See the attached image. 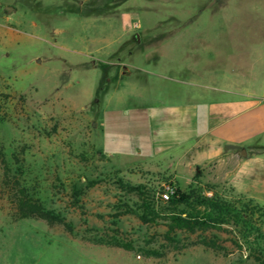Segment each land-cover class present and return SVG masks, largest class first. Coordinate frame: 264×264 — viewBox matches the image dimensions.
Masks as SVG:
<instances>
[{
  "label": "rangeland",
  "instance_id": "obj_1",
  "mask_svg": "<svg viewBox=\"0 0 264 264\" xmlns=\"http://www.w3.org/2000/svg\"><path fill=\"white\" fill-rule=\"evenodd\" d=\"M263 49L264 0H0V264H238L264 253V201L262 216L225 177H175L135 153L149 105L211 98L213 85L264 104ZM165 184L230 211L167 233ZM20 200L68 227L19 218Z\"/></svg>",
  "mask_w": 264,
  "mask_h": 264
},
{
  "label": "crops",
  "instance_id": "obj_2",
  "mask_svg": "<svg viewBox=\"0 0 264 264\" xmlns=\"http://www.w3.org/2000/svg\"><path fill=\"white\" fill-rule=\"evenodd\" d=\"M215 58L211 53L208 59ZM259 59L264 60V52ZM208 89L215 93L211 98L190 96L147 106V145L135 153L175 177L191 170L225 177L236 193L256 205L264 201V104L238 87Z\"/></svg>",
  "mask_w": 264,
  "mask_h": 264
},
{
  "label": "trees",
  "instance_id": "obj_3",
  "mask_svg": "<svg viewBox=\"0 0 264 264\" xmlns=\"http://www.w3.org/2000/svg\"><path fill=\"white\" fill-rule=\"evenodd\" d=\"M0 161L4 163L0 152ZM250 202V200H247ZM219 200L209 199L206 197L199 196L197 188H193L188 186L187 190L179 191L175 188L173 195L169 200L165 201V209L167 211V233H174L175 230H182L185 232L192 233L195 230H203L210 227V223L218 222L222 223L224 216L223 210L226 213H229V209L226 206L221 205ZM182 205V209L177 210V206ZM250 210H258V206L255 204H247L246 205ZM197 207H203V212L196 210ZM18 210L20 213L18 214L19 218L35 216L45 220L48 223H62L64 226L68 227L62 217H60L57 213H53L50 210L44 209L37 201H22L20 200L18 204ZM206 210H210L213 215L209 216L206 213ZM259 213H261L259 211ZM197 214H200L198 216ZM231 217H234V214H228ZM263 216V213H261ZM141 219L144 220L141 216ZM119 245V243L114 242ZM198 243H201L203 246L212 247V244L200 240ZM157 254V253H156ZM158 255V254H157ZM238 264H264V253L253 256V260L251 261H243Z\"/></svg>",
  "mask_w": 264,
  "mask_h": 264
},
{
  "label": "built area",
  "instance_id": "obj_4",
  "mask_svg": "<svg viewBox=\"0 0 264 264\" xmlns=\"http://www.w3.org/2000/svg\"><path fill=\"white\" fill-rule=\"evenodd\" d=\"M175 188L171 184H165L158 192V197L161 201H167L173 195Z\"/></svg>",
  "mask_w": 264,
  "mask_h": 264
}]
</instances>
